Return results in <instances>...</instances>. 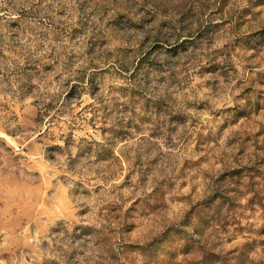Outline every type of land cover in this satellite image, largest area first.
I'll list each match as a JSON object with an SVG mask.
<instances>
[{"label": "rangeland", "instance_id": "obj_1", "mask_svg": "<svg viewBox=\"0 0 264 264\" xmlns=\"http://www.w3.org/2000/svg\"><path fill=\"white\" fill-rule=\"evenodd\" d=\"M6 3L0 264H264V0Z\"/></svg>", "mask_w": 264, "mask_h": 264}, {"label": "trees", "instance_id": "obj_2", "mask_svg": "<svg viewBox=\"0 0 264 264\" xmlns=\"http://www.w3.org/2000/svg\"><path fill=\"white\" fill-rule=\"evenodd\" d=\"M12 11H13V7H12L11 3H6L3 7H0V12H2L4 14L11 13ZM74 88H75V86L74 87L72 86V89H74ZM28 92L29 91L25 92L24 94L25 95L31 94V93H28ZM69 93L70 92H68L65 95V97H64V100H65L66 103H68V95H69ZM34 105L36 107H38V110H37V122L41 124V123L44 122V120L46 118H48L47 121L45 122V125H47V127H49V125L51 124L52 120L55 118L54 116L59 115V113L61 112V110L55 109V107L52 106L51 104H47L45 107L39 108V103L35 101ZM60 106H62V104ZM52 111H53V114L51 113ZM10 120H12V119H7L6 117H0V128H2V130L7 135L14 136L15 133L12 130L9 129ZM101 131L103 133H105V129H102ZM46 132H47V129H46ZM69 137H72V134H70ZM92 145H94L100 151V153H99V155L97 156V159H96V163H99L98 166H100V169H98V171H96L94 174L97 177L100 176L102 180L107 181L108 179H110V178H112L114 176V172L110 171L109 165H105L106 161H107V158H108V155L105 152V148H104L105 145L103 143H97V142H94V141L92 142ZM70 148H71V145L69 143H65L63 148H61L59 146L52 147L50 150H47V151H55V152L51 153L50 155H46L45 159L47 161H49L50 163H55V162H57L56 156H61L63 154V152H65V154L70 156L71 155L70 152H69ZM79 157H80V155H76L73 161H76L77 159H79ZM100 163H101V165H100ZM68 170L70 172H72V173H76L77 172V171H75L74 168H72V169L69 168ZM104 174H107V177H105ZM100 214L101 213H99L97 215L99 218H100ZM109 215H111V214H109ZM111 218H113V217L111 216ZM118 256H121V253H112V258L114 259V262H118L121 259V257H118Z\"/></svg>", "mask_w": 264, "mask_h": 264}]
</instances>
